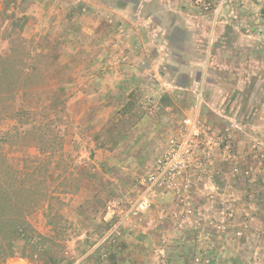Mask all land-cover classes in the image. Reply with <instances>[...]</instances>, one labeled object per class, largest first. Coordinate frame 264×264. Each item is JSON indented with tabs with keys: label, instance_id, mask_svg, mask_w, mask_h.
Wrapping results in <instances>:
<instances>
[{
	"label": "rangeland",
	"instance_id": "rangeland-1",
	"mask_svg": "<svg viewBox=\"0 0 264 264\" xmlns=\"http://www.w3.org/2000/svg\"><path fill=\"white\" fill-rule=\"evenodd\" d=\"M137 1L0 0V51L20 33L39 67L0 95V198L33 228L0 235V264H264V207L246 200L264 191V0H175L192 17L177 34L166 0ZM170 42L183 54L159 60ZM160 71L186 89L156 91ZM109 95L118 117L93 131ZM121 152L128 185L102 162Z\"/></svg>",
	"mask_w": 264,
	"mask_h": 264
},
{
	"label": "trees",
	"instance_id": "trees-1",
	"mask_svg": "<svg viewBox=\"0 0 264 264\" xmlns=\"http://www.w3.org/2000/svg\"><path fill=\"white\" fill-rule=\"evenodd\" d=\"M11 37H13L12 41L16 45L15 48H11L8 51L6 50L5 52L0 51V95H5L6 92L11 91L15 84H18V82L20 83L23 80L32 79V77L36 75V70L39 69L36 64L31 65L32 71H29V69H25V67L21 66V62L23 60L25 52L19 50V47L20 44L26 41V39L22 37L20 33L16 35H11ZM45 55H48V53H44L42 50L35 52V56L37 58L43 57ZM60 96L61 95L57 93L56 95H54V98L60 99ZM44 138L48 141V137ZM43 151L46 152V150L44 149ZM244 159L241 160L239 157L238 160H227L226 163L228 165L231 164V166L235 165L234 167L242 172V170H244V166L247 165ZM257 184H263L261 179L257 182ZM25 190H27V192L30 191L29 188L26 187L25 182L23 181V183L20 184L18 192L22 193ZM256 190V192L246 194V200H250V202H253L255 206H257L258 208H262L264 207V191L262 190L261 186L256 188ZM12 207L13 205L9 204V200L3 198L2 201V199L0 198V235L2 233L4 234L5 232H7L8 235L13 238V240L11 241L12 244L10 243V246H13V242L15 240H27L26 242L28 243L30 242V239L28 238L29 233L33 232V228L19 215H15L13 213L10 214V212L7 211L10 209V211H12ZM1 209H4V211H1ZM7 212L10 215H8ZM32 246L37 247V243H33ZM15 254L16 251L14 249H11L10 255Z\"/></svg>",
	"mask_w": 264,
	"mask_h": 264
},
{
	"label": "crops",
	"instance_id": "crops-1",
	"mask_svg": "<svg viewBox=\"0 0 264 264\" xmlns=\"http://www.w3.org/2000/svg\"><path fill=\"white\" fill-rule=\"evenodd\" d=\"M148 3L151 0H145V2ZM163 0H155L152 4H154L155 6H157L158 8L161 6ZM139 4H143L144 0H138L137 1ZM167 4L172 5L171 7H168L166 10V17H169V19H171V27H175V33L176 30L178 29V27L183 28L184 29V23L183 20H186V22H188V20H191L192 17H187V12L182 11V6L180 5H175V0H166ZM145 4V3H144ZM151 4V5H152ZM164 12V11H162ZM158 26V25H157ZM156 27L157 32L160 34L162 32V28ZM140 32V30H137ZM177 34V33H176ZM158 36V34H157ZM176 37V36H175ZM171 37L172 41H176V38ZM159 39V38H158ZM140 42V41H138ZM159 42V40L157 41ZM170 46L167 48V50H161L159 52L162 53L163 51L166 52L168 54V56H170L171 58H173L174 56H181L183 54L182 50H181V46H177L176 44H174L173 42L168 43ZM167 51H170V53H168ZM139 55H144V51L140 50L137 52V56ZM173 55V56H172ZM159 60H164V57L162 56V54L160 55V57L158 58ZM167 62L171 63L172 66H175V69L177 70H182L184 66H187V62L183 64H180L178 61L176 60H170L169 58H167ZM192 67V65H191ZM160 76H162L163 78L157 77V84H156V88L155 90L158 91L160 88V86H162L163 88H165V91H168V87L170 88H183L186 89L185 86L182 87L181 85L178 84L177 81L174 80V74L171 78H167L165 72L160 71ZM186 92V91H184ZM168 93L170 94V92L168 91ZM84 101V100H83ZM122 103L123 101L120 102V100L118 99V95H109V97H106L105 100H101L100 103H96L94 105L91 106L90 111L93 114H89V118L90 120V127L91 130H98L100 128V126H104L107 123H109V121L111 120V118L113 117H118L117 115L119 114V109L122 107ZM84 104V103H83ZM82 104V105H83ZM85 107L87 106L86 104H84ZM100 125V126H99ZM92 126H95L92 128ZM137 128V126L135 127ZM137 133V132H136ZM134 143L133 139L130 141V144ZM117 145H120V143H118ZM102 162H106L108 163V166L110 167H116V171L115 174L118 173L119 178L114 177L113 180H115L117 183H123L124 185H128L129 183V179H131L134 170L136 171L137 168V156H135L134 154L131 155H127L124 154V152H121L120 155L118 157H108L105 161L102 160ZM107 165V164H106ZM132 170V171H130Z\"/></svg>",
	"mask_w": 264,
	"mask_h": 264
},
{
	"label": "built area",
	"instance_id": "built-area-1",
	"mask_svg": "<svg viewBox=\"0 0 264 264\" xmlns=\"http://www.w3.org/2000/svg\"><path fill=\"white\" fill-rule=\"evenodd\" d=\"M166 178V177H165ZM151 180H157V177H155L154 175H153V177L151 178Z\"/></svg>",
	"mask_w": 264,
	"mask_h": 264
}]
</instances>
